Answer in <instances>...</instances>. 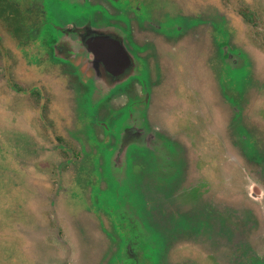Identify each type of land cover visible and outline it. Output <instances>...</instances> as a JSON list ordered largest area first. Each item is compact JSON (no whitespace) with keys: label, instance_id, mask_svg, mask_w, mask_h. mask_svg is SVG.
Segmentation results:
<instances>
[{"label":"rangeland","instance_id":"1","mask_svg":"<svg viewBox=\"0 0 264 264\" xmlns=\"http://www.w3.org/2000/svg\"><path fill=\"white\" fill-rule=\"evenodd\" d=\"M70 20L136 45L147 103ZM0 264H264V0H0Z\"/></svg>","mask_w":264,"mask_h":264},{"label":"flooded vegetation","instance_id":"2","mask_svg":"<svg viewBox=\"0 0 264 264\" xmlns=\"http://www.w3.org/2000/svg\"><path fill=\"white\" fill-rule=\"evenodd\" d=\"M83 21H86V20H82V22ZM87 21H88V19H87ZM85 23H83L82 26H79L77 22L72 21V20L68 21L65 24L62 23V26H61L62 36H64L65 31L67 32L70 30L67 28V26L72 24V26L74 28H71V29H74L75 31H80L79 35H74L75 40L78 43H80L79 47H83L89 53L91 51V48H92L94 42L101 41L103 39L115 40L116 42L123 43L124 46H125V42H126L127 46H128V40H126V41H125V39L123 40V38L121 36L117 35L116 33L107 31L105 28H102V27H97V26L93 25V22L90 25H87ZM131 45H133L134 47ZM127 46H125L126 52H127L126 58L128 59V54H129V56L131 58L130 66H128V60L126 61L124 59V57L118 53L117 50L112 51L110 53V54H112V56H110L109 58L100 55L99 51L95 50L96 52L90 53L92 55V61H91L92 66H91L90 71H88L87 74H89L91 72V74H93L92 80L93 81H99L101 84L103 83L105 85H108V84L112 83V87L109 88V90H108L109 94H107L104 98L105 101L112 102L111 99L114 96L118 95V92L132 91L133 88L136 89V87H139L141 89L140 93L142 95H144V97H143L144 99H143L142 103L143 102L147 103V100H148L147 99V92L149 89V82L141 81L143 76L138 77V74L140 73L139 68L141 71H142V69L145 70L144 64H143L142 68H141V66H139V68H138L135 64V60L137 62L139 61L138 60L139 57H137L135 55V54L139 55V51L136 49L137 48L136 45L129 43V47L132 50V52L129 50V48H127ZM134 67L136 68L138 74L129 76L128 72L133 71ZM147 74H148V72H147ZM129 97H130L129 98L130 101L126 105L127 116L125 118L124 123L118 129V132H119V130L123 132L121 137L124 139L123 141H125V144H126L125 148H126L127 152H125L123 149L124 154L125 153L130 154L129 152L132 150L131 147H133L131 145L132 142L134 143V145H137V147H138V145L150 147V145H149L150 143L147 145V143L143 142V139L148 138L149 140H151V142L154 139H156L154 136L152 138L145 136L147 133V131H146L147 128L144 125L140 126L139 129L134 128L133 126L125 128L124 129L125 131L122 129L123 125L128 121V118L132 115V112L135 108L134 105H137V103L139 102L138 100L134 101L133 99H131V93L129 94ZM141 117H142V120L144 122L145 118H143L142 112H141ZM130 134H131V136H129ZM139 138H142V143H138ZM163 144L165 145L164 142H162V145ZM121 145H122V143H121ZM119 148H121V146ZM150 148H152V147H150Z\"/></svg>","mask_w":264,"mask_h":264},{"label":"trees","instance_id":"3","mask_svg":"<svg viewBox=\"0 0 264 264\" xmlns=\"http://www.w3.org/2000/svg\"><path fill=\"white\" fill-rule=\"evenodd\" d=\"M58 1V0H53ZM242 16L245 18L246 21H248L250 24H254L256 26L257 22L255 21L256 18L254 17V14L249 10L242 11ZM133 219V218H132ZM139 220V219H135ZM140 224H145L144 220L140 221ZM146 229L145 232V239H144V251H145V257L147 259H150L152 262H157L159 259L158 251L161 250L162 246L164 245V237L160 235H155V233L151 232V230ZM122 231V230H121ZM158 232V231H157ZM126 236L124 237V244L126 241ZM129 238V235H128Z\"/></svg>","mask_w":264,"mask_h":264},{"label":"water","instance_id":"4","mask_svg":"<svg viewBox=\"0 0 264 264\" xmlns=\"http://www.w3.org/2000/svg\"><path fill=\"white\" fill-rule=\"evenodd\" d=\"M91 50L93 52H96L95 50L99 51L100 55L104 57H110L112 54H110L112 51L117 50L119 54H121L124 59L127 61V54L123 47V45L119 42H116L115 40H106L103 39L101 41L94 42Z\"/></svg>","mask_w":264,"mask_h":264}]
</instances>
